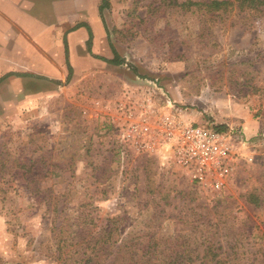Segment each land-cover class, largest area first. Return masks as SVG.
I'll list each match as a JSON object with an SVG mask.
<instances>
[{
  "label": "rangeland",
  "instance_id": "obj_1",
  "mask_svg": "<svg viewBox=\"0 0 264 264\" xmlns=\"http://www.w3.org/2000/svg\"><path fill=\"white\" fill-rule=\"evenodd\" d=\"M98 23L101 46L69 34L71 72L39 52L44 78L0 88V264H264V14L109 0ZM167 119L232 127L222 190L176 162Z\"/></svg>",
  "mask_w": 264,
  "mask_h": 264
},
{
  "label": "crops",
  "instance_id": "obj_2",
  "mask_svg": "<svg viewBox=\"0 0 264 264\" xmlns=\"http://www.w3.org/2000/svg\"><path fill=\"white\" fill-rule=\"evenodd\" d=\"M101 3L102 0H93L88 7L83 0H0V88L5 95H24L25 82L39 76L37 54L64 52L65 37L69 48L72 31H78L83 39L88 35L89 39V27L93 41L103 45L98 23ZM75 11L82 20L75 27L81 26L76 31L75 27L67 30ZM23 52L36 55L25 60ZM225 126L224 132H230L232 127Z\"/></svg>",
  "mask_w": 264,
  "mask_h": 264
},
{
  "label": "built area",
  "instance_id": "obj_3",
  "mask_svg": "<svg viewBox=\"0 0 264 264\" xmlns=\"http://www.w3.org/2000/svg\"><path fill=\"white\" fill-rule=\"evenodd\" d=\"M146 125L132 123L131 133H136V136L148 135L150 128ZM233 133L232 130L218 132L213 128L170 119L162 121L157 129V135L164 144L172 148L176 162L188 170L194 179L209 181L216 190L223 189L233 171L235 157L229 142Z\"/></svg>",
  "mask_w": 264,
  "mask_h": 264
},
{
  "label": "trees",
  "instance_id": "obj_4",
  "mask_svg": "<svg viewBox=\"0 0 264 264\" xmlns=\"http://www.w3.org/2000/svg\"><path fill=\"white\" fill-rule=\"evenodd\" d=\"M163 3H166L168 7H173L180 9L183 13H200L204 11L206 14H211L215 15L218 13V15L228 13L229 10H240V11H250L256 15H263L264 14V0H208V1H203V2H196L192 0H187L185 2H176L173 1L170 3H167L166 0H163ZM109 8V0H102V4L99 8L100 11V16L103 18V11ZM214 17V16H213ZM79 25L78 27H80ZM78 27H75L76 29ZM89 41H88V46L90 47L92 44V39H93V33L89 27ZM65 52H66V62L69 67L70 72L72 71V67L70 65L69 61V51H68V43H67V38L65 37ZM106 62L114 65H121L123 64V60L116 54L115 59L113 60H107L105 59ZM42 78V77H39ZM1 82V80H0ZM213 129L218 131V132H224L226 130L225 125H215L213 123ZM251 203L258 204L259 199L257 197H251L250 199ZM112 229L110 227L109 232H107L109 235L111 234ZM98 241L95 242L93 245L97 246ZM87 251V248H86ZM101 251H108V249H105L104 247L102 248Z\"/></svg>",
  "mask_w": 264,
  "mask_h": 264
},
{
  "label": "flooded vegetation",
  "instance_id": "obj_5",
  "mask_svg": "<svg viewBox=\"0 0 264 264\" xmlns=\"http://www.w3.org/2000/svg\"><path fill=\"white\" fill-rule=\"evenodd\" d=\"M102 4V3H101ZM101 6V5H100ZM100 12V11H99ZM74 30H76V28L74 29ZM68 51H69V49H68ZM114 54L116 55L117 53L114 51ZM65 55H66V52H65ZM66 60H67V58H66ZM107 60H113V59H107ZM67 63V62H66ZM39 77H42V76H37V78H39ZM42 78H44V77H42ZM46 78V77H45Z\"/></svg>",
  "mask_w": 264,
  "mask_h": 264
}]
</instances>
